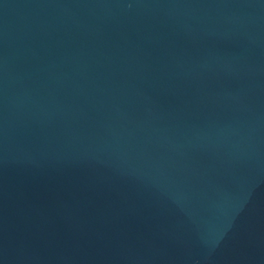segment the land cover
<instances>
[{"label": "water", "instance_id": "water-1", "mask_svg": "<svg viewBox=\"0 0 264 264\" xmlns=\"http://www.w3.org/2000/svg\"><path fill=\"white\" fill-rule=\"evenodd\" d=\"M0 264H264V0H0Z\"/></svg>", "mask_w": 264, "mask_h": 264}]
</instances>
